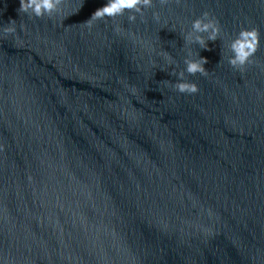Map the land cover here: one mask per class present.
Segmentation results:
<instances>
[{
	"label": "water",
	"instance_id": "obj_1",
	"mask_svg": "<svg viewBox=\"0 0 264 264\" xmlns=\"http://www.w3.org/2000/svg\"><path fill=\"white\" fill-rule=\"evenodd\" d=\"M106 4L0 0V264H264V0H153L88 28ZM204 12L210 50L184 40ZM198 53L207 76L185 71ZM181 71L197 94L170 86Z\"/></svg>",
	"mask_w": 264,
	"mask_h": 264
},
{
	"label": "clouds",
	"instance_id": "obj_2",
	"mask_svg": "<svg viewBox=\"0 0 264 264\" xmlns=\"http://www.w3.org/2000/svg\"><path fill=\"white\" fill-rule=\"evenodd\" d=\"M20 8L18 11L25 14H30L37 18H43L47 15L51 18L54 14L61 12V5L64 4L65 0H19ZM160 5H166L168 0H159ZM154 6L153 0H107V4L97 9L91 16V18L85 22L88 28H91L95 21L104 20L105 18L115 19L118 16H123L125 12L132 13L128 16V21L134 23L136 21V14L143 17L144 9L152 8ZM153 19L159 23L160 14L157 12L153 13ZM143 22V21H142ZM15 21L9 22V27L5 28L6 34H12L16 31ZM117 34L121 32V28H115ZM207 33V39L204 38L203 34ZM221 28L219 20L215 19L208 12H204L200 18H197L192 22L191 31L184 36L186 44H197L203 50H210L208 48V42H215L220 37ZM260 46V32L258 28L245 29L241 28L236 38L228 45L229 51L232 53L231 57L228 58V64L230 67L242 70L246 65L252 63V57L255 56ZM165 60L169 64H172V58L166 52L161 53ZM191 57V52L188 53ZM199 56V53H198ZM208 61L206 58L199 56L198 59H185L184 64L186 65L185 71L189 75L200 74L201 76H207L208 71L204 65ZM185 71H181L178 74L175 72L170 75L177 76L181 82L175 83L170 86L181 94L194 95L199 92L197 84L185 81ZM133 91L135 89L133 88ZM0 150L2 146H0Z\"/></svg>",
	"mask_w": 264,
	"mask_h": 264
}]
</instances>
